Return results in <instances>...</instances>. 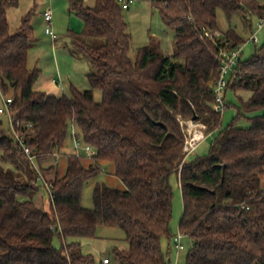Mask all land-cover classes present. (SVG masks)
Listing matches in <instances>:
<instances>
[{
  "label": "trees",
  "instance_id": "trees-1",
  "mask_svg": "<svg viewBox=\"0 0 264 264\" xmlns=\"http://www.w3.org/2000/svg\"><path fill=\"white\" fill-rule=\"evenodd\" d=\"M68 2L84 26L69 38L89 65V89L71 87L69 96H55L34 88L40 71L27 67L32 11L12 32L6 14L19 0H0V93L11 95L13 128L31 148L54 196L48 212L36 205L38 172L12 135L0 131V264H95L81 245L101 225L124 233L127 248L114 251L119 264H170L172 176L182 196L178 232L190 241L184 264H264V45L248 59L241 57L229 74L226 92L249 94L232 122L221 127L212 108L218 50L245 43L231 27L213 36L218 11L228 21L239 16L248 24L249 15L264 17V5L153 0L163 25L173 32L172 54H163L159 41L149 38L132 59L117 0H93L91 6ZM193 117L215 137L206 156L188 161L181 122ZM241 119L249 126L240 127ZM72 129L91 148V163L68 155L60 175V154ZM103 164L113 166L112 175L125 190L97 183L92 208H83V188ZM55 236L63 242L59 250Z\"/></svg>",
  "mask_w": 264,
  "mask_h": 264
},
{
  "label": "rangeland",
  "instance_id": "rangeland-1",
  "mask_svg": "<svg viewBox=\"0 0 264 264\" xmlns=\"http://www.w3.org/2000/svg\"><path fill=\"white\" fill-rule=\"evenodd\" d=\"M153 0H133L128 10H123L122 15L127 23V31L130 35V58H134L136 49L146 45L149 38H154L160 43V50L165 55L172 54L173 32L166 28L157 11L152 7ZM258 5H264V0H255ZM86 5H93V0H84ZM46 8H50L53 14L52 29L56 34L57 39L52 40L50 36L44 33L42 13ZM29 11H32L31 27L33 30V40L28 52L27 67L30 70H39L40 76L34 88L39 91L51 94L54 91L55 96H59V88L56 83L61 82L64 94L69 96L71 87L84 91L89 89V84L86 75L89 73V65L86 60L79 57L75 49L70 44L69 33L78 35L83 31V22L69 10L68 0H19L17 8H12L7 11V21L10 30L14 32L18 29L21 23V18ZM248 24L244 23L239 16H234L228 21L221 11L217 13V27L220 36L229 28L236 30L244 40L242 45V60L248 59L256 48L264 45V28L257 32L258 43L248 42L252 33L256 31L258 18L255 15L248 16ZM250 24V27H249ZM61 93V94H59ZM52 95V94H51ZM2 97H11L10 94L4 96L0 93V108L2 105ZM249 97L247 92H226L227 108L221 116V127H226L232 122L236 116L237 109L240 106V100H246ZM94 100L100 102V92L94 91ZM189 121V120H188ZM187 122V121H186ZM196 122V121H195ZM199 123V122H197ZM201 124V123H200ZM183 133L185 129L184 121L181 122ZM240 127H247L249 123L246 119H241L238 122ZM0 131H4L11 136L12 130L10 123L5 115L0 114ZM206 135V129L203 130ZM215 137V134L207 135L196 148L193 156L187 158L188 161L193 160L196 156H206L210 144ZM185 138V137H184ZM72 138L69 136L65 141L63 150L59 158V173L64 174L66 168V157L75 154ZM78 152L84 159L82 163L88 165L91 160L81 148ZM102 171L94 179L85 184L81 195V206L86 209H91L92 193L95 184L102 183L110 188L125 190L124 185L112 175L113 166L111 164L101 165ZM261 184L264 186V175L261 176ZM170 185L173 191L172 200V219L170 229L173 234L178 232V224L182 215V196L179 189L178 180L175 176L170 179ZM34 202L37 206L48 212L50 210V199L45 188L38 184V192ZM70 241L67 239V242ZM63 242L57 236L53 239V246L56 249H61ZM183 250L178 251L173 243L169 246L170 264H184L186 254L190 248L188 239L182 240ZM127 248L124 233L116 227L98 226L95 232V237L85 240L81 245V252L86 255H91L95 264H102L105 258L108 264H119L114 257L115 250H123ZM162 249L166 253L168 249L167 240H162Z\"/></svg>",
  "mask_w": 264,
  "mask_h": 264
},
{
  "label": "built area",
  "instance_id": "built-area-1",
  "mask_svg": "<svg viewBox=\"0 0 264 264\" xmlns=\"http://www.w3.org/2000/svg\"><path fill=\"white\" fill-rule=\"evenodd\" d=\"M117 2L123 10H128L130 5L133 3V0H117ZM42 17H43L44 33L50 36L52 40H55L57 36L52 29L53 14L51 9L46 8L42 13ZM256 26H257L256 31L252 33L248 39V42L254 44L258 43L257 32L260 31L262 28H264V17L258 18ZM204 34L207 37H212V33L208 31H205ZM213 36L215 38H219L220 34L215 32L213 33ZM241 55H242V46H239L234 49L220 48L218 50L217 59L220 63V69H219V75L215 81L212 90V95H213L212 108L213 111L220 116L223 115L224 111L227 108L225 92L228 86L229 74L240 62ZM11 104H12V100L10 97L7 98L2 97L3 107L0 108V114L5 115L7 117L12 130L11 135L14 141L21 148L22 152L24 153L30 164L33 166V168L38 172L37 183L38 184L41 183V185L45 188L49 196L50 202H52L54 200L52 185L39 172V169L35 161V156L32 154L31 148L26 145L23 138L13 128L12 120H11L12 119ZM184 125H185V129H184L185 138H184L183 153L185 155L184 160H187V158L193 156L197 146L203 140H205L207 135L203 133V130H205V126H203L200 123L189 120L187 122H184ZM71 133H72V141H73V148L75 151L74 152L75 155H80L78 152L79 148L84 150L87 156L92 155L91 148L81 144L80 141L76 139L74 135L75 131L73 129ZM57 163L58 160H55L54 165H56ZM183 239L184 236L179 232H177V234L173 238V244L178 251L184 249L182 245ZM102 264H108L105 258L102 260Z\"/></svg>",
  "mask_w": 264,
  "mask_h": 264
},
{
  "label": "crops",
  "instance_id": "crops-1",
  "mask_svg": "<svg viewBox=\"0 0 264 264\" xmlns=\"http://www.w3.org/2000/svg\"><path fill=\"white\" fill-rule=\"evenodd\" d=\"M52 24H53V22H52ZM57 39V38H56ZM27 64H28V62H27ZM52 83L54 84V83H56V87H58L59 88V92H62V94L61 93H59V94H61V95H65L64 94V89H63V86H62V83L61 82H54V79L52 80ZM39 91V90H38ZM51 92V94L52 95H54V91H50ZM60 96V95H59Z\"/></svg>",
  "mask_w": 264,
  "mask_h": 264
},
{
  "label": "water",
  "instance_id": "water-1",
  "mask_svg": "<svg viewBox=\"0 0 264 264\" xmlns=\"http://www.w3.org/2000/svg\"><path fill=\"white\" fill-rule=\"evenodd\" d=\"M195 120H196V118H195V117H193V118H192V121H195Z\"/></svg>",
  "mask_w": 264,
  "mask_h": 264
}]
</instances>
